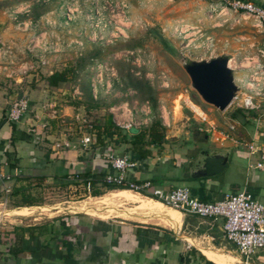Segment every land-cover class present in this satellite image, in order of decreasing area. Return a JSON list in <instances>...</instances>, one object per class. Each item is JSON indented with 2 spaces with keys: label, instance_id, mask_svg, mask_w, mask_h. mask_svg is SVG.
Listing matches in <instances>:
<instances>
[{
  "label": "rangeland",
  "instance_id": "rangeland-1",
  "mask_svg": "<svg viewBox=\"0 0 264 264\" xmlns=\"http://www.w3.org/2000/svg\"><path fill=\"white\" fill-rule=\"evenodd\" d=\"M227 1L0 0V47L11 53L0 63L14 72L11 78L0 76V91L8 104L27 98L30 106H39L44 118L55 111L52 130L72 141L93 134L111 116L114 124L130 125L128 129L118 126L127 133L144 130L159 119L170 145L181 148L183 158L188 157L185 153L217 150L211 136L205 139L199 131L207 127L201 125L199 111L218 131L232 133L238 143L249 142L254 134H261L264 141L263 94L255 99L257 109H240L242 116L233 118L235 105L220 112L206 104L184 69L191 61L227 56L234 81L241 85L254 68L264 65L263 31L252 18L227 9ZM76 65L67 83L47 86L46 76ZM18 77L22 81L15 84L13 79ZM31 111L26 119L37 115ZM246 118L251 119L243 123ZM232 152L223 174L233 163ZM181 175L176 176L178 183H187ZM102 192L98 197L111 193ZM40 196L49 204L65 202L64 212L92 213L95 206H106L89 200L93 196L81 184L58 190L42 187ZM114 202L113 206L123 203ZM24 218V224L34 223L33 216ZM6 220L13 222V218Z\"/></svg>",
  "mask_w": 264,
  "mask_h": 264
},
{
  "label": "crops",
  "instance_id": "crops-1",
  "mask_svg": "<svg viewBox=\"0 0 264 264\" xmlns=\"http://www.w3.org/2000/svg\"><path fill=\"white\" fill-rule=\"evenodd\" d=\"M251 1L264 5V0ZM13 80L15 84L22 81L21 77ZM8 103L0 91V166L1 173L9 177L0 178V209L10 211L9 215L0 217V264L242 263L235 246L224 239L222 219L212 221L182 215L166 206L162 207V213L168 210L171 216L145 212L139 209L141 201L153 199L133 193V200L121 198L119 201L123 203L112 206L110 215L105 217L84 211L64 212L61 206L65 202L47 203L45 196H40L42 187L62 189L69 177L78 173L110 174L112 169L104 156L110 150L120 155L123 147L114 148L111 143L103 147H94L93 144L83 146L81 139H67L65 134L52 130L51 125L33 134L29 131L28 118L15 124L13 130L7 120L12 102ZM30 108L33 112L29 111L41 116L38 105L34 108L31 105ZM261 138V134H254L250 141L262 143ZM166 139L168 143L153 147L151 157L128 171L130 180H151L155 186L165 190L186 187L193 198L206 203L220 201L228 193L247 191L264 205V170L249 168L250 163L258 161L257 155H250L244 147L229 140L215 143L211 137L217 145L216 151H233L234 160L229 172L223 174L224 170L214 177L182 180L188 182L180 184L177 174L182 173L183 167L200 152L191 155L184 152L188 157L183 158L182 149L170 145L169 136ZM63 142H68L70 146H62ZM14 190L25 194V198L13 196ZM23 198L32 201L33 205H23ZM98 198L101 197H90L89 200ZM14 201L17 203L14 204ZM25 207L35 208L28 217L35 214L40 217L33 216V224H24L23 216L11 214L14 209ZM43 207H49L51 211L42 212ZM97 209L106 214L105 207ZM42 215H45L44 218H41ZM9 217L13 218V222L5 221ZM16 229L24 238L25 249L17 257H11L6 248L14 240ZM68 241L71 242L70 251L67 249ZM250 264H264V249L251 257Z\"/></svg>",
  "mask_w": 264,
  "mask_h": 264
},
{
  "label": "built area",
  "instance_id": "built-area-1",
  "mask_svg": "<svg viewBox=\"0 0 264 264\" xmlns=\"http://www.w3.org/2000/svg\"><path fill=\"white\" fill-rule=\"evenodd\" d=\"M226 7L233 12H242L247 17L252 18L264 33V5H257L247 0H228ZM34 42L37 43V41ZM1 45L3 46L4 44L1 43ZM262 47L261 54L264 57V42ZM29 51L33 52V50ZM7 53L10 56L11 53L9 51H5L0 47V60L5 58ZM41 64H45V61L42 60ZM10 65L12 64L10 63ZM30 69H33V66ZM13 73L12 69L2 66L0 63V76L11 78ZM236 86L238 91L230 106L235 105L237 109L246 111L257 109L258 106L255 104V99L261 94L264 95L262 93L264 92V65L254 68L249 75L242 79L241 85ZM242 89L245 91L244 93H242ZM29 110L30 104L27 98L15 99L8 109L7 120L10 123L18 124L25 118ZM197 116L201 125L205 124L207 126L206 128L200 127V132L210 135L215 143L229 140L244 147L250 155L258 156V161L250 163L249 168L264 170V142L238 143L231 136L232 133L218 131L214 124L209 122L206 113L199 111ZM55 117V111L47 114L46 118L38 114L29 117V131L36 134L40 130L48 129L50 126L49 122ZM116 125L127 129L130 127V125L120 124V122L116 123ZM230 129L234 130V127H230ZM94 142V134L81 139L83 146L94 144ZM57 146L60 147L61 145ZM62 146L69 147L70 144L63 142ZM104 158L112 169V173L107 174L104 178L106 184H113L143 198L156 200L166 207L177 210L182 215H193L212 221L222 219L224 239L235 246L241 257V264H250L251 257L258 250L264 249V205L257 201L249 192L228 193L220 201L206 203L193 198L186 187H175L165 190L155 186L151 180H130L127 173L129 170L134 169L137 163L131 161L127 156H121L110 150L105 154ZM1 171L2 168L0 166V178L9 179ZM69 180L80 181L77 176H70Z\"/></svg>",
  "mask_w": 264,
  "mask_h": 264
},
{
  "label": "trees",
  "instance_id": "trees-1",
  "mask_svg": "<svg viewBox=\"0 0 264 264\" xmlns=\"http://www.w3.org/2000/svg\"><path fill=\"white\" fill-rule=\"evenodd\" d=\"M249 1V0H247ZM70 66L65 67L62 70L54 71L49 76H46L44 80L46 84L50 88H58L60 85L67 83L71 77L77 71V67ZM155 107V105L153 106ZM242 110L237 109L233 114V118H238V116H242ZM251 118H255V114L250 112ZM251 118H248L249 120ZM247 118L243 123H248L249 120ZM12 129L14 130L15 124L11 123ZM92 133L95 135V142L93 144L94 147H103L109 143L112 144L114 148H122L120 151L121 156H127L131 161L136 163L145 162L146 159L151 157L152 148L160 147L165 143H168L165 134V127L162 125L159 119L152 120L150 126L144 130L140 131H130L123 132L118 126L114 124L112 121V117L108 116L106 122L101 126H97V128L92 130ZM204 138L206 134H204ZM80 181L68 180L67 185H78L81 184L83 186L84 191H88L90 196L97 197L101 196L104 192L102 189H106L107 191L119 189L125 190L122 187L115 186L113 184H106L104 182V178L106 174H95L89 175L87 173H78L76 175ZM13 196L20 195L22 197L25 194L20 193L18 190L13 191ZM193 196V195H191ZM25 198V197H24ZM21 201L25 206H32V201L24 199ZM17 203L14 201V204ZM68 246V251L71 250V242ZM24 238L22 235L17 233V229L15 230L14 240L11 244H8L6 251L7 254L11 257H17L24 251ZM212 264V263H211Z\"/></svg>",
  "mask_w": 264,
  "mask_h": 264
},
{
  "label": "water",
  "instance_id": "water-1",
  "mask_svg": "<svg viewBox=\"0 0 264 264\" xmlns=\"http://www.w3.org/2000/svg\"><path fill=\"white\" fill-rule=\"evenodd\" d=\"M228 62L227 56H221L208 61H191L184 67L192 88L206 104L220 112L229 108L238 91ZM228 158V152L216 150L200 152L197 157L183 167L181 179L190 180L217 176L225 170Z\"/></svg>",
  "mask_w": 264,
  "mask_h": 264
},
{
  "label": "bare ground",
  "instance_id": "bare-ground-1",
  "mask_svg": "<svg viewBox=\"0 0 264 264\" xmlns=\"http://www.w3.org/2000/svg\"><path fill=\"white\" fill-rule=\"evenodd\" d=\"M230 63H231V61L230 62H228V67L230 68L231 67V65H230ZM135 197H137L136 195H135ZM134 197V198H135ZM121 198H126V199H129V200H133V197H132V195H131V192L130 193H128L127 191H125V190H120V192H111L108 196H102L101 198H98L97 200H100L99 202L103 205H106V206H104L105 207V211H106V214H103L102 212H101V210L99 211L97 208H96V206H95V208L97 209V210H92V213L93 214H97V216L99 215L100 217H105L106 215H110V210L109 209H111V207L113 206V204L115 203L114 201H116V200H120ZM137 199V198H136ZM140 199V198H139ZM87 200V199H86ZM89 201V200H88ZM92 201V200H91ZM98 202V203H99ZM85 203V202H84ZM88 204H89V202H87ZM92 203V202H91ZM95 203V202H94ZM97 203V204H98ZM72 204V203H71ZM78 204H80V203H78ZM87 204V205H88ZM63 205V204H62ZM84 206V205H83ZM91 206V205H90ZM164 205L163 204H161L160 202H158V201H153V200H149V201H147V202H143V201H141V205H140V207H139V209L140 210H142V211H145V212H151V213H153V214H157V215H159V216H171L170 215V213H169V211L167 210V212H165V213H162V207H163ZM70 207V206H69ZM80 207V206H79ZM99 207V206H98ZM35 208H29V207H25V208H18V209H14L13 211H12V213L11 214H13V215H15V216H23V217H27L28 218V216H30L31 214H33V210H34ZM48 207H43V208H41V210H42V212H48ZM86 209V208H85ZM102 209V208H101ZM137 209V208H136ZM172 209V208H171ZM4 210V209H3ZM2 209H0V217H2V216H7V215H9L10 214V211H8V210H5V211H3ZM51 210V209H50ZM83 210H84V208H83ZM174 211V210H173ZM55 212V211H54ZM75 212V211H74ZM175 212V211H174ZM38 213V212H37ZM86 213V212H85ZM91 213V214H92ZM176 213V212H175ZM178 213V212H177ZM179 214V213H178ZM108 215V216H109ZM34 216V215H33ZM37 216V215H36ZM149 216V215H148ZM10 218V217H9ZM48 218V217H47ZM20 219V218H19ZM46 219V218H45ZM174 219V218H173ZM165 220V219H164ZM168 220V219H167ZM173 221V220H172ZM171 221V222H172ZM170 222V223H171ZM176 222V221H175ZM174 224V223H173Z\"/></svg>",
  "mask_w": 264,
  "mask_h": 264
}]
</instances>
